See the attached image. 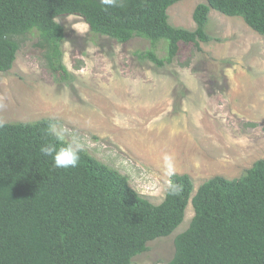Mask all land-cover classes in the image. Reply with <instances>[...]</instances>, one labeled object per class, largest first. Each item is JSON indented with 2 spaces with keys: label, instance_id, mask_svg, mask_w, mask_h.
Listing matches in <instances>:
<instances>
[{
  "label": "trees",
  "instance_id": "16d2710c",
  "mask_svg": "<svg viewBox=\"0 0 264 264\" xmlns=\"http://www.w3.org/2000/svg\"><path fill=\"white\" fill-rule=\"evenodd\" d=\"M180 1L118 0L108 7L101 0H0V73L12 69L36 31L49 70L66 77L62 16H78L92 33L119 43L148 40L139 59L159 68L174 62L182 44L214 40L207 32L211 10L241 18L264 36V0H206L194 10L193 31L169 23L168 9ZM162 40L164 57L157 53ZM58 123L43 118L0 127V264H131L149 242L175 232L190 203L194 216L175 237L167 264H264V159L238 179L216 176L196 191L188 174H173L163 201L154 204L85 150L76 167H55L40 148L69 143L51 131Z\"/></svg>",
  "mask_w": 264,
  "mask_h": 264
},
{
  "label": "rangeland",
  "instance_id": "374dc122",
  "mask_svg": "<svg viewBox=\"0 0 264 264\" xmlns=\"http://www.w3.org/2000/svg\"><path fill=\"white\" fill-rule=\"evenodd\" d=\"M206 2L174 4L169 23L195 30L194 10ZM57 22L65 30L68 75L52 73L38 33L28 35L12 69L0 73L3 123L59 121L57 130H66L60 137L76 138L154 204L163 201L173 174H188L196 191L216 176L238 179L264 159V36L241 18L211 10L207 32L214 40L182 44L164 68L139 59L151 46L146 39L119 43L74 15ZM167 45L158 44L160 57ZM193 216L190 203L175 232L149 242L131 264L171 261L174 239Z\"/></svg>",
  "mask_w": 264,
  "mask_h": 264
},
{
  "label": "clouds",
  "instance_id": "9594fccd",
  "mask_svg": "<svg viewBox=\"0 0 264 264\" xmlns=\"http://www.w3.org/2000/svg\"><path fill=\"white\" fill-rule=\"evenodd\" d=\"M101 3L108 7L117 6L118 0H101ZM0 127H3V123L0 122ZM51 131L58 137L64 135L65 129L57 130L56 125H50ZM83 150V144L76 138L65 145L57 146L56 144L42 145L40 151L43 155L49 156L53 160V164L57 168L67 169L69 167H76L80 160V152ZM169 158L166 157V160ZM172 170H169L171 174Z\"/></svg>",
  "mask_w": 264,
  "mask_h": 264
},
{
  "label": "built area",
  "instance_id": "2783aa9c",
  "mask_svg": "<svg viewBox=\"0 0 264 264\" xmlns=\"http://www.w3.org/2000/svg\"><path fill=\"white\" fill-rule=\"evenodd\" d=\"M147 182H151V181L147 178Z\"/></svg>",
  "mask_w": 264,
  "mask_h": 264
}]
</instances>
